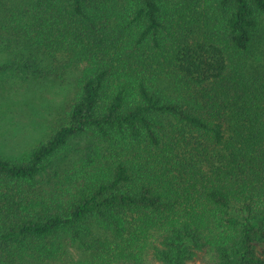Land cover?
I'll return each instance as SVG.
<instances>
[{
	"label": "trees",
	"instance_id": "trees-1",
	"mask_svg": "<svg viewBox=\"0 0 264 264\" xmlns=\"http://www.w3.org/2000/svg\"><path fill=\"white\" fill-rule=\"evenodd\" d=\"M7 73L74 95L0 154V264H264V0H0Z\"/></svg>",
	"mask_w": 264,
	"mask_h": 264
},
{
	"label": "rangeland",
	"instance_id": "rangeland-1",
	"mask_svg": "<svg viewBox=\"0 0 264 264\" xmlns=\"http://www.w3.org/2000/svg\"><path fill=\"white\" fill-rule=\"evenodd\" d=\"M0 76V154L21 161L47 140L52 121L74 95V82L33 85L25 74Z\"/></svg>",
	"mask_w": 264,
	"mask_h": 264
}]
</instances>
